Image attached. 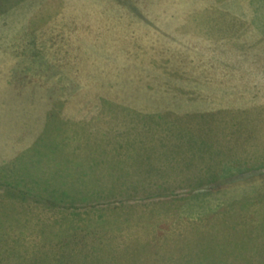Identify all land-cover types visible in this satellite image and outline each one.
I'll return each instance as SVG.
<instances>
[{
	"label": "rangeland",
	"instance_id": "374dc122",
	"mask_svg": "<svg viewBox=\"0 0 264 264\" xmlns=\"http://www.w3.org/2000/svg\"><path fill=\"white\" fill-rule=\"evenodd\" d=\"M260 164L264 0H0V264H264Z\"/></svg>",
	"mask_w": 264,
	"mask_h": 264
},
{
	"label": "crops",
	"instance_id": "0c3cea01",
	"mask_svg": "<svg viewBox=\"0 0 264 264\" xmlns=\"http://www.w3.org/2000/svg\"><path fill=\"white\" fill-rule=\"evenodd\" d=\"M246 3H248V2H246ZM219 55H222V53H218ZM261 70L260 69H258V72H260ZM261 166H264V164H260ZM216 180V179H215ZM211 182H214V180H212Z\"/></svg>",
	"mask_w": 264,
	"mask_h": 264
}]
</instances>
